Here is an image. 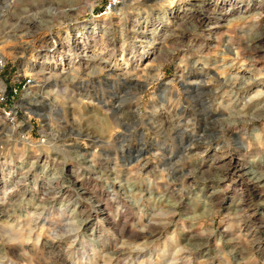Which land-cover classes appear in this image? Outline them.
<instances>
[{
	"label": "rangeland",
	"instance_id": "1",
	"mask_svg": "<svg viewBox=\"0 0 264 264\" xmlns=\"http://www.w3.org/2000/svg\"><path fill=\"white\" fill-rule=\"evenodd\" d=\"M0 60V264H264V0H0Z\"/></svg>",
	"mask_w": 264,
	"mask_h": 264
},
{
	"label": "bare ground",
	"instance_id": "2",
	"mask_svg": "<svg viewBox=\"0 0 264 264\" xmlns=\"http://www.w3.org/2000/svg\"><path fill=\"white\" fill-rule=\"evenodd\" d=\"M93 6V5H92ZM30 23V22H29ZM227 50H228V53H231V47H227ZM92 58V57H91ZM90 62V61H89ZM85 68H89L90 67V65H89V63L88 62H86V64H85V66H84ZM189 73H191V72H189ZM187 74V73H186ZM181 75V74H180ZM185 77V76H184ZM196 77H197V79H193V80H189V81H185L184 83H183V86H184V88H186V89H189V90H191V91H193V92H196V91H204V90H206V85H205V81H204V73H197L196 74ZM240 77L237 75V74H234L233 76H229L224 82H220L219 84H218V87H224V88H227V87H234L235 85H237L238 83H239V81H240ZM182 80V79H181ZM166 85V84H165ZM164 85V86H165ZM165 91L166 90H162V92H161V94H163L162 96H165ZM160 94V95H161ZM43 98V97H42ZM221 106V105H220ZM118 108H120V105L118 106ZM142 146V145H141ZM141 150V148L139 149V151ZM262 175H264V174H262ZM261 175V177H264V176H262ZM70 182H71V184L74 182L72 179L70 180ZM61 191H65L63 188L61 189ZM100 212H103L104 213V211L103 210H99ZM104 216V218L106 219H108V215L107 214H104L103 215ZM32 226H33V224H32ZM151 233H143V231L141 232V233H137V235H136V237L135 238H137L138 236H146V235H150ZM59 242V240H57V241H55V245L57 244ZM50 246H53V244L52 245H50ZM52 248V247H51Z\"/></svg>",
	"mask_w": 264,
	"mask_h": 264
},
{
	"label": "built area",
	"instance_id": "3",
	"mask_svg": "<svg viewBox=\"0 0 264 264\" xmlns=\"http://www.w3.org/2000/svg\"><path fill=\"white\" fill-rule=\"evenodd\" d=\"M4 68V63L2 62V60H0V71L1 69ZM19 76H22V80L17 83L16 85H11L10 89H9V93L8 96L10 95V97L14 98L16 96H18L19 94H21L22 92H26L28 90V88H30L34 82V77L30 74H23L19 71L18 72ZM6 117L9 118L11 117V119H14V115L13 112L10 110L9 112H6Z\"/></svg>",
	"mask_w": 264,
	"mask_h": 264
}]
</instances>
